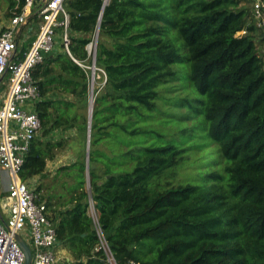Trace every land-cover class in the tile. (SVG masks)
I'll use <instances>...</instances> for the list:
<instances>
[{"label":"trees","instance_id":"16d2710c","mask_svg":"<svg viewBox=\"0 0 264 264\" xmlns=\"http://www.w3.org/2000/svg\"><path fill=\"white\" fill-rule=\"evenodd\" d=\"M3 1L5 16L21 11L23 0ZM102 4L66 0L70 55L55 48L32 70L41 92L35 106L41 137L29 146L21 179L41 175L71 130L83 144L74 161L34 185L50 211L57 243L69 255L65 264H107L95 249L100 238L90 202L118 264H264V63L256 42L264 41V30L252 1ZM97 27L95 65L104 74L93 90L87 168L90 70L78 62L90 65L86 46ZM180 46L187 67L178 64ZM183 72L191 90L181 86L192 94L169 104H200L194 111L220 157L201 183L173 182L186 148L151 142L156 132L144 126L156 110L175 116L157 105L168 102L167 83L180 82ZM56 131L64 134L45 139Z\"/></svg>","mask_w":264,"mask_h":264},{"label":"built area","instance_id":"2783aa9c","mask_svg":"<svg viewBox=\"0 0 264 264\" xmlns=\"http://www.w3.org/2000/svg\"><path fill=\"white\" fill-rule=\"evenodd\" d=\"M65 1L23 0L21 11L13 12L8 23L0 29V170L6 171L9 178L6 192L0 196V264L24 263L17 235L30 247L31 264H65L69 261L57 243L48 206L39 199L32 179L25 181L20 177L29 146L40 130L35 106L41 99V92L32 78V70L55 48L62 47L70 55ZM251 1L256 24L264 30V0ZM32 17L37 19V31L22 51L18 39L20 31ZM97 38L96 28L86 46L91 65L76 61L90 70L89 87L93 84L95 70L104 74L101 68L92 64ZM89 209L97 212L92 202ZM92 218L100 238L95 249L103 251L107 264H118L102 235L97 213Z\"/></svg>","mask_w":264,"mask_h":264},{"label":"rangeland","instance_id":"374dc122","mask_svg":"<svg viewBox=\"0 0 264 264\" xmlns=\"http://www.w3.org/2000/svg\"><path fill=\"white\" fill-rule=\"evenodd\" d=\"M108 1V0H107ZM0 29L3 28L8 23V18L5 16V13L8 11V7L3 0H0ZM37 30V22L34 20H29L28 23L21 28L19 38L20 39V47L27 43L33 36V34ZM257 34H260L259 32ZM261 36V35H258ZM262 38H257L256 42L258 45V49L261 53L262 61L264 63V41H261ZM178 44H181V40L178 41ZM179 54L181 56V60L178 64L187 67V63L183 60V57L186 55V51L183 46L179 47ZM91 65V63H90ZM92 85H90L89 90H94L98 88L101 83V74L97 73L95 70L94 80L92 81ZM169 85L170 90H165L163 92V97L168 102L164 104L163 102H159L158 109L160 111L168 112V114L175 115L172 116H161L159 115L157 110L153 113V121H148V123L144 124L147 129H152L156 132L153 136L151 142L156 144H161L166 141H173L178 146L186 148L185 159L183 162L173 170V174L175 178L173 182L179 180H188L193 183H201L202 173L208 170H214L219 163L220 157L218 152V145L213 142L208 136L205 124L203 123V117L201 114H197L194 110L199 108L200 104L196 105L193 102H189L188 108L184 107H175L171 106L170 99L180 98L185 96H190L191 91H185L184 88L190 89L189 86V78L187 72L180 76V82L178 79L170 81L167 83ZM182 85V86H181ZM191 90V89H190ZM196 93L195 98H201L199 93ZM158 102V100L156 101ZM184 117V118H183ZM58 133H50L45 137V139H56ZM71 136L66 139L65 146L62 150L59 151L58 155L64 156V160L66 161V156H75L76 149L83 144L80 143V139L76 136L74 130H71ZM36 137H41V129L38 131ZM86 147V145H85ZM49 169V168H47ZM47 172L44 171L41 175L34 177L31 182L37 186L43 181L50 178L47 176ZM172 174V173H171ZM169 176V175H167ZM164 178H167L166 176ZM168 179V178H167ZM0 190L4 193V181L1 178L0 174ZM42 193V192H41ZM90 213L95 216L97 212L94 210H90ZM63 255V254H62Z\"/></svg>","mask_w":264,"mask_h":264},{"label":"water","instance_id":"95a60500","mask_svg":"<svg viewBox=\"0 0 264 264\" xmlns=\"http://www.w3.org/2000/svg\"><path fill=\"white\" fill-rule=\"evenodd\" d=\"M107 3V0H103L102 8ZM99 27H97V33H98ZM92 64L95 65V54L92 59ZM92 109H93V91L90 90V96L88 100V108H87V133H86V165L87 168L89 167L88 162V152H89V138H90V125H91V119H92ZM16 241L18 242L19 246L21 247L23 253H24V263L23 264H31L32 263V254L29 245L27 242L20 236H16Z\"/></svg>","mask_w":264,"mask_h":264},{"label":"crops","instance_id":"0c3cea01","mask_svg":"<svg viewBox=\"0 0 264 264\" xmlns=\"http://www.w3.org/2000/svg\"><path fill=\"white\" fill-rule=\"evenodd\" d=\"M37 31V30H36ZM56 133H58L59 135L58 136H56V138H60V136H62L64 133H61V132H59V131H56ZM64 156H62V155H56V157L54 158V159H52V160H50V161H48L47 162V164H46V167H45V170L44 171H46L48 174H47V176H52V175H54L55 174V172H56V170H57V168L59 167V166H61V165H63V164H68V163H70V162H72V161H74V157L75 156H73V158L71 157V156H66L65 157V159H66V161H63L64 160V158H63ZM47 168H49V169H47ZM0 174H1V178L3 179V181H4V187H5V191H4V193L2 192V190H0V196H3L4 194H5V192H6V189H7V185H8V182H9V178H8V175H7V172L6 171H4V170H0ZM39 176V175H38ZM36 177V176H35ZM64 250V249H63ZM65 251V257L66 258H69V255H68V253L66 252V250H64Z\"/></svg>","mask_w":264,"mask_h":264}]
</instances>
